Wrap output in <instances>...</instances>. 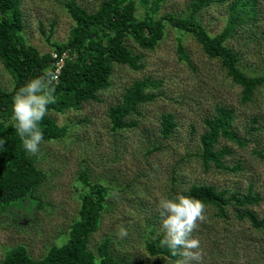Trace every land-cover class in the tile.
Listing matches in <instances>:
<instances>
[{"label":"rangeland","instance_id":"374dc122","mask_svg":"<svg viewBox=\"0 0 264 264\" xmlns=\"http://www.w3.org/2000/svg\"><path fill=\"white\" fill-rule=\"evenodd\" d=\"M68 1L21 0L25 41L39 53H52L51 43L67 41L74 25L64 7ZM74 1L94 12L102 0ZM192 1L164 0L156 17L166 13L184 16ZM256 9L254 24L225 43L238 54L241 71L251 77L264 75V0H257ZM226 10L227 4H213L196 19L214 36L226 24ZM128 44L142 57L140 70L113 65L110 86L99 93L97 101L84 103L78 110L47 113L57 125L67 127V134L42 142L39 153L32 155L46 174L34 194L38 205L0 213V261L7 250L18 245L37 259L50 246L66 241L70 226L78 220L81 196L89 190L81 181L85 173L89 183L100 184L108 193L88 247L95 253L98 244L109 239V251L120 264H171L168 258L147 254L144 243L151 231L163 234L159 200L184 195L192 184L241 194L251 188L261 199L252 209L264 218V84L251 101L240 102L241 88L225 75L219 61L209 59L190 34L169 26L151 51ZM144 78L157 83L156 97L139 106L138 116H131L136 126L112 130L108 108L119 103L134 81ZM0 85L6 91L13 86L1 63ZM218 106L235 111L234 130L240 139H246L243 147L220 143L233 151L226 159L228 165L241 162L240 172L204 171L195 156L203 120ZM167 113L174 116L177 126L164 140L159 120ZM113 192L118 195H111ZM215 212L206 207V219L194 232L203 253L201 264H264V229H253L236 219L231 205L225 209L226 218H218ZM121 227L128 232L124 238L119 237Z\"/></svg>","mask_w":264,"mask_h":264},{"label":"trees","instance_id":"16d2710c","mask_svg":"<svg viewBox=\"0 0 264 264\" xmlns=\"http://www.w3.org/2000/svg\"><path fill=\"white\" fill-rule=\"evenodd\" d=\"M163 1L102 0L94 12H88L74 0L66 2L64 7L74 25L66 42L51 43L53 53L61 55L65 52L67 56L58 74L57 102L49 105L48 112L61 114L97 101L99 93L110 86L113 65L140 70L142 57L131 50L128 42L151 51L163 39L166 26L190 34L202 52L209 59L218 60L225 75L241 88L240 102L251 101L258 87L264 84V75L251 77L244 74L238 67V54L225 43L244 27L254 24L257 0H193L184 16L166 13L156 17ZM213 4H227V20L221 32L211 36L196 16ZM20 5L21 0H0V63L13 85L10 91L0 85V139L5 141L0 148V213L38 205L34 194L46 179L45 172L24 150L17 135L12 104L16 92L29 80L41 76L45 70H54V59L51 53L41 54L26 43ZM262 52L264 55V32ZM156 89L157 83L149 78L136 80L126 88L119 103L108 108L111 129L136 126L137 122L131 116H138L139 106L154 100ZM234 113L232 108L218 106L212 116L203 120L195 156L204 171L213 168L236 173L242 170L240 161L234 165L226 163L233 151L229 146H220L221 141L239 147L246 143V139H240L234 130ZM176 126L172 114L162 115L159 120L161 138L168 139ZM40 127L43 142L63 139L67 134V127L57 125L48 115ZM81 181L89 190L81 196L78 220L70 226L66 241L50 246L37 259L32 258L25 247L15 246L6 251L0 264H97V260L99 264H120L109 251V239L100 242L95 253L88 247L89 238L98 229L101 213L105 211L108 193L100 184L89 183L86 173ZM184 195L215 209L218 218H226L225 209L231 205L236 219L246 221L253 229H264V218L252 209L261 199L251 188L241 194L237 190H218L209 184H192ZM162 238L163 234L151 231V238L144 243L145 251L153 257L168 258L175 264L179 257H173L166 247L160 246Z\"/></svg>","mask_w":264,"mask_h":264},{"label":"clouds","instance_id":"9594fccd","mask_svg":"<svg viewBox=\"0 0 264 264\" xmlns=\"http://www.w3.org/2000/svg\"><path fill=\"white\" fill-rule=\"evenodd\" d=\"M58 84V74L48 69L41 76L29 80L13 97L12 119L16 122V132L23 148L30 155H37L40 151L44 139L40 125L49 105L57 102L55 91ZM4 142L0 139V148ZM111 195L117 196L118 193ZM157 210L163 233L160 246L166 247L173 257H179L175 264H201L203 253L194 232L198 223L206 219L205 204L199 199L179 194L172 199L162 197ZM127 234V229L121 227L119 237L124 238Z\"/></svg>","mask_w":264,"mask_h":264},{"label":"built area","instance_id":"2783aa9c","mask_svg":"<svg viewBox=\"0 0 264 264\" xmlns=\"http://www.w3.org/2000/svg\"><path fill=\"white\" fill-rule=\"evenodd\" d=\"M67 54L65 52L61 53V55H58L56 53H51L52 59H54V72L59 74V70L61 66L63 65V61L65 60Z\"/></svg>","mask_w":264,"mask_h":264}]
</instances>
